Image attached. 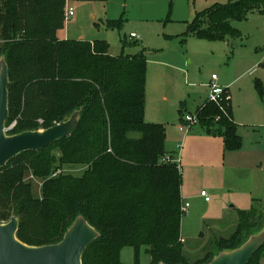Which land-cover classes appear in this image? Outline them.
Wrapping results in <instances>:
<instances>
[{"label":"trees","instance_id":"obj_1","mask_svg":"<svg viewBox=\"0 0 264 264\" xmlns=\"http://www.w3.org/2000/svg\"><path fill=\"white\" fill-rule=\"evenodd\" d=\"M66 3L0 0V58L11 81L6 126L16 120L9 135L35 131L28 123L36 116L47 129L81 110L70 137L39 152L19 154L0 169V223L16 217V238L43 247L59 243L82 216L99 233L84 251L82 264H124L120 255L126 247L133 249V264H140L142 247L150 264H208L262 230L264 208L254 205L238 212L232 234L216 238L201 260L184 259L181 173L174 163L161 161L173 159L165 151V128L144 121V54L113 57L104 41L60 39ZM263 3L230 0L215 5L196 15L183 37L223 40L235 34L230 21L260 11ZM255 88L263 97L258 81ZM224 98L222 110L206 101L196 111L205 134L220 137L224 150L233 152L241 148V138L226 90ZM31 99L42 106L38 114L27 113ZM134 133L139 137L133 138ZM68 164L84 167L83 174H63ZM26 176L40 180V198L33 197ZM263 259L264 244L248 264H262Z\"/></svg>","mask_w":264,"mask_h":264},{"label":"rangeland","instance_id":"obj_2","mask_svg":"<svg viewBox=\"0 0 264 264\" xmlns=\"http://www.w3.org/2000/svg\"><path fill=\"white\" fill-rule=\"evenodd\" d=\"M229 1L68 0L65 11L72 7L74 14L69 18L65 15L64 27L58 33L60 39L70 41H104L108 45V54L113 57L144 54V121L165 128V151L177 160L174 163L177 169L179 166L181 201L189 204L187 213L181 218L180 238L183 239L184 259L189 263L201 260L212 249L216 238H227L232 234L238 211L232 208L233 204L240 210H247L254 197L261 200V207L264 206V156L253 151L247 160L238 154L234 161L238 170L225 173L220 166L229 151L224 150L218 137L214 141L211 135H201L195 110L205 99V86L212 75H216L218 86L233 94V108L236 105L242 107L240 95L241 100L247 102L248 114L260 113L264 106L255 90L256 81L264 90V3L260 11L250 12L240 21H230L235 34L227 35L223 40H204L193 35L183 37L196 15ZM110 22L118 25L111 27ZM130 33L138 39L130 40ZM124 42L127 45L124 46ZM238 89H242L240 95ZM41 108L31 99L27 113L38 114L35 111ZM188 112L196 115L198 121L184 134L179 126ZM254 120L259 123L258 118L254 117ZM28 124V128L35 131L44 129L41 117L32 118ZM15 126L16 120L6 126V134L9 135ZM251 128L255 135L263 137L264 125ZM131 136L138 138L139 134ZM247 141L244 150L259 146ZM242 145L241 140V148ZM54 153L59 155V149ZM83 168L68 164L62 171L77 178L83 174ZM24 180L30 181L33 197L40 198V180L30 176ZM249 184H252L253 197L244 195L247 202L243 205L238 196L242 194L234 188L247 190ZM202 191L207 195V202L200 196ZM120 258L124 264H133V249L124 248ZM149 260L142 247L140 264H150Z\"/></svg>","mask_w":264,"mask_h":264},{"label":"water","instance_id":"obj_3","mask_svg":"<svg viewBox=\"0 0 264 264\" xmlns=\"http://www.w3.org/2000/svg\"><path fill=\"white\" fill-rule=\"evenodd\" d=\"M9 87L8 67L2 56L0 58V169L19 154L39 152L54 142L70 137L79 121L81 111H74L67 120L47 129L7 135ZM17 229L16 217L11 218L7 223H0V264H82L84 251L99 237V233L82 216L75 219L63 239L55 245L27 246L16 238ZM263 244L264 228L251 235L238 248L218 253L208 264H248Z\"/></svg>","mask_w":264,"mask_h":264},{"label":"crops","instance_id":"obj_4","mask_svg":"<svg viewBox=\"0 0 264 264\" xmlns=\"http://www.w3.org/2000/svg\"><path fill=\"white\" fill-rule=\"evenodd\" d=\"M130 34H134V33H130ZM135 40V39H134ZM87 42H91V41H87ZM211 81V80H210ZM217 82V81H216ZM218 82H219V79H218ZM205 88H206V86H205ZM228 90V89H227ZM227 90H226V92H227ZM255 90H256V88H255ZM237 92L239 93V95L242 93V89H238L237 90ZM256 92H257V90H256ZM228 93V96H229V98H230V105H231V115H232V120H233V122H234V124L236 125V127H237V134L239 135V137L241 138V140H242V144H244V145H242V148H240L239 150H237L236 152L235 151H233V152H228V154L225 156V161L224 162H221V166H220V169H223V171L225 172V171H228V172H236L237 170H238V165H236V164H234V161H235V159H236V155H238V154H242L241 156H242V158L243 159H245V158H247V160L248 159H250V155H253L254 154V152L253 151H256L257 153L259 152V153H261L263 156H264V135H263V137H261L260 135H255V131H253L252 129L253 128H251V127H253V126H262V125H264V116H263V111H264V106H261V112L260 113H257V114H255V115H251V114H248L247 112H246V107H245V103H247L246 102V100H241V95H240V102H241V108H240V106H238V105H236V107L234 106V108H233V105H232V100H234V97H233V94L231 95L229 92H227ZM258 93V92H257ZM257 95H259V94H257ZM206 97H207V88H206V94H205V99L202 101V103L200 104V105H198L196 108H195V110H197L199 107H201V106H203L204 104H205V102H206ZM237 97V96H236ZM259 98H260V102L262 103H264V96L263 97H260L259 96ZM258 98V99H259ZM235 102V101H234ZM237 104V103H236ZM262 105V104H261ZM194 110V111H195ZM194 113V112H193ZM262 113V114H261ZM186 115L187 114H192V113H190V112H188V113H185ZM254 117H256V118H258V124H257V122L254 120ZM257 124V125H256ZM261 134V133H260ZM201 135H205V136H207V134H205V132H204V130L201 128ZM247 135H249V136H247ZM258 136V137H257ZM211 137V136H210ZM212 139H214V141H216L215 139H217V137H211ZM219 139V141H220V137H218ZM208 139H210V138H208ZM247 140H249V142L251 143V144H257V145H259L258 147L260 148V149H258V147H256V148H252V147H250V148H248L247 150H244L243 148L247 145V143H248V141ZM221 141H222V139H221ZM216 143V142H215ZM223 143V142H222ZM224 147V146H223ZM220 152H221V146H220ZM170 155H172L171 153H169ZM173 157V156H172ZM175 157V156H174ZM173 159H175V158H173ZM262 167V166H261ZM262 171H263V167H262ZM226 173V172H225ZM232 183H233V181H232ZM234 191L235 192H239V193H241L242 195H238V193H237V195L239 196V197H241L242 198V204L243 205H245L246 204V202H247V200H246V198L244 197V195H249V196H251L252 195V184H249V189H247V190H240V189H236V188H234ZM202 192H204V191H202ZM252 197H253V195H252ZM203 198V197H202ZM205 201V200H204ZM260 199H258V198H251L250 199V207L247 209V210H249L250 208H252L254 205H258L259 207H261L259 204H261L260 203ZM206 202V201H205ZM183 204H185V202H182ZM233 209H237L238 211L236 212V214H238V212L239 211H247V210H240L236 205H234L233 204V207H232ZM261 208H264V206H262ZM182 241H183V239H182Z\"/></svg>","mask_w":264,"mask_h":264},{"label":"built area","instance_id":"obj_5","mask_svg":"<svg viewBox=\"0 0 264 264\" xmlns=\"http://www.w3.org/2000/svg\"><path fill=\"white\" fill-rule=\"evenodd\" d=\"M73 14H74V10H73L72 7L67 8V10L65 11V15H66L67 18L73 16ZM129 39L130 40H134V39L137 40L138 36H136L135 34H130L129 35ZM216 81H217L216 75H212L210 83L206 85V88H207L206 101L216 104L222 110L221 105L225 101V98H224L225 89L220 87V86H218L216 84ZM218 119L219 118H216V120H218ZM197 121H198V119H197L196 115L187 114V115L184 116L183 122L179 126V130L182 133L186 134V133L189 132V130L192 128V126H194L197 123ZM162 162L163 163H169V162L177 163V160L176 159H170L169 156H166V157H164L162 159ZM178 169H179V166H178ZM200 196L203 197L206 202L208 201V198H207V195H206L205 192H201ZM188 207H189L188 203L182 204V206H181L182 214L187 213Z\"/></svg>","mask_w":264,"mask_h":264}]
</instances>
